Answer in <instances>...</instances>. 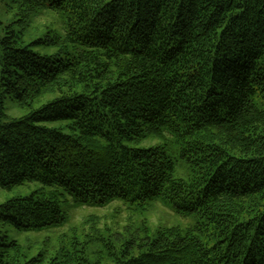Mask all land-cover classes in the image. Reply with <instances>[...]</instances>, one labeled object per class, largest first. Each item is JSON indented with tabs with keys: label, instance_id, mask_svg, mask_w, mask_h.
I'll use <instances>...</instances> for the list:
<instances>
[{
	"label": "trees",
	"instance_id": "16d2710c",
	"mask_svg": "<svg viewBox=\"0 0 264 264\" xmlns=\"http://www.w3.org/2000/svg\"><path fill=\"white\" fill-rule=\"evenodd\" d=\"M17 189L0 264H264V0H0V190ZM117 202L57 246L11 235ZM157 204L193 221L153 230Z\"/></svg>",
	"mask_w": 264,
	"mask_h": 264
},
{
	"label": "rangeland",
	"instance_id": "374dc122",
	"mask_svg": "<svg viewBox=\"0 0 264 264\" xmlns=\"http://www.w3.org/2000/svg\"><path fill=\"white\" fill-rule=\"evenodd\" d=\"M52 19V17H51ZM50 18L48 19H42L38 22V25H46L48 23H50L51 21ZM3 21L5 22V19H3ZM11 102L8 101L7 106L11 107ZM10 114H13L15 117H21L24 116L26 114V111L23 110H19V109H14L13 112L11 111ZM183 165V164H182ZM180 175L181 177H184L186 174V171L180 167ZM25 194V191L23 189H17L14 190L13 192H5L0 190V203L13 198V197H18ZM119 202L113 204L112 206H110L109 208H104V209H97V208H78V209H72L70 211L71 214V220L70 223L64 228L61 229L57 232H53L52 231H43L40 232L38 234L35 233H18V232H11V235L13 238L20 240L21 242H26V240L28 238L30 239H36L37 238H41L40 241H42L43 239L47 238V237H53V242L55 243V245L57 246V242H55L56 240V235L62 233V232H67L68 229L70 228L71 225H77L80 226L79 224L82 223V220L85 217H88L90 215H98L101 219V223H100V227L103 229L105 228V226H113L114 222L116 219L113 218V213H114V209L116 207H120L121 204H118ZM153 220L151 223V227L154 230L156 228L157 225L161 224H165V225H183L186 226L189 222H192L193 219L192 218H182L177 216L176 214L172 213L170 209L166 208L164 205L162 204H157L155 206V210L152 214ZM126 220V213H123L121 215V217L117 220V225L122 226L125 223ZM42 246V245H40ZM39 246V247H40ZM51 246H54L53 243H51Z\"/></svg>",
	"mask_w": 264,
	"mask_h": 264
}]
</instances>
